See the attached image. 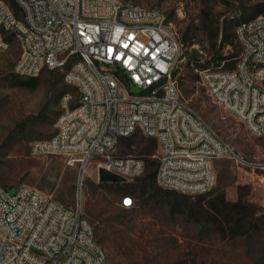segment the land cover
<instances>
[{"label": "built area", "instance_id": "built-area-1", "mask_svg": "<svg viewBox=\"0 0 264 264\" xmlns=\"http://www.w3.org/2000/svg\"><path fill=\"white\" fill-rule=\"evenodd\" d=\"M7 35L20 43L16 74L62 71L76 89L60 96L55 133L34 141L31 153L65 157L77 179L73 207L29 186L10 194L0 185V264H109L83 215L85 174L94 166L97 180L101 168L126 182L141 177V159L113 156L136 131L156 140L163 189L208 193L215 160L264 171V159L242 155L185 105L175 78L182 44L160 11L116 0H0V53ZM235 36L238 57L204 67L200 58L194 70L213 104L264 136V14L237 25ZM133 202L124 195L120 205Z\"/></svg>", "mask_w": 264, "mask_h": 264}, {"label": "rangeland", "instance_id": "rangeland-1", "mask_svg": "<svg viewBox=\"0 0 264 264\" xmlns=\"http://www.w3.org/2000/svg\"><path fill=\"white\" fill-rule=\"evenodd\" d=\"M116 1L165 14L182 44L175 78L185 105L242 155L264 159V136H253L212 103L191 61L194 57L207 62L216 51L238 57L236 25L249 20L254 7L264 5V0ZM222 30L231 36L229 43L220 42ZM187 32L190 40L184 43ZM7 37L8 50L0 53V185L10 194L17 187L29 186L73 207L77 168L69 166L63 156H32L31 149L34 141L55 133L60 96L64 92L76 96V89L64 83L62 71L48 70L29 87L13 86L10 77L21 49L16 37ZM211 64L216 62L211 60ZM131 92L138 90L132 87ZM143 139L146 145L148 139L140 131L121 138L113 156L139 158L136 144ZM214 175V185L206 194L184 199V194L160 190L156 184L140 197L139 179L116 189L98 183L90 166L84 180L83 215L94 225L109 264H264V171L215 160ZM123 190L133 193L132 207L120 205ZM221 200L236 206L230 212L218 205Z\"/></svg>", "mask_w": 264, "mask_h": 264}, {"label": "trees", "instance_id": "trees-1", "mask_svg": "<svg viewBox=\"0 0 264 264\" xmlns=\"http://www.w3.org/2000/svg\"><path fill=\"white\" fill-rule=\"evenodd\" d=\"M263 12H264V5L255 6L252 15L249 18L251 19V18H254L256 16H259ZM241 22H243V21L238 22L237 25H239ZM218 36H219V31H217L216 34L214 35L215 43L218 40ZM230 38H231V36L229 34H227V32L225 30H222L220 42L229 43ZM7 40L9 41L10 37H7ZM189 40L190 39L188 38V32H187L183 35V42L188 43ZM215 43L212 44V47L215 46ZM232 57L233 56H231V57L223 56L220 52L216 51V55L214 57L210 58V60H208L207 62H205V64H203V67L210 65L211 60L215 61L216 64H219L223 59H230ZM191 61H192L193 65H197L199 58L195 59L194 57H192ZM230 65H232V64L230 63ZM49 72L53 73L55 71H49ZM10 78L13 81V86H18V87H29L31 82L35 79V78H26V77L20 76V75L16 74L15 72H14V74H11ZM61 78H63V72L61 74ZM133 135H134V133L130 136H133ZM146 138L148 139L147 140L148 142L146 145H144V141H145L144 139L145 138L136 144L137 154L140 156L138 159H141L145 164L144 174L142 175L141 178H136V179H139V182L141 183L139 186L137 185L141 189L138 192V195L140 197H143L145 195L146 190L155 189L156 184H157L155 178H156V171H157V167H158V161H157V159L155 160V158H153L155 156L154 151L157 148V144H156V140L154 138H150V137H146ZM102 184H104V183H102ZM122 184H110V185L114 186L116 189H120ZM158 189L167 190V189H163L160 186L158 187ZM124 195H129L132 197L133 193L127 192V190H123V194L120 196V200H121V197ZM183 197H184V199H188L187 195H185ZM120 200H119V202H120ZM218 202H219L218 205H220L221 207H224V208L228 207L230 212H231V208L236 206V204H226L225 202H223V200L218 201ZM95 231H96V229H95ZM100 241H102L101 238H100Z\"/></svg>", "mask_w": 264, "mask_h": 264}, {"label": "water", "instance_id": "water-1", "mask_svg": "<svg viewBox=\"0 0 264 264\" xmlns=\"http://www.w3.org/2000/svg\"><path fill=\"white\" fill-rule=\"evenodd\" d=\"M98 181L99 183L104 184H122L126 183V180L101 168L98 172Z\"/></svg>", "mask_w": 264, "mask_h": 264}, {"label": "snow or ice", "instance_id": "snow-or-ice-1", "mask_svg": "<svg viewBox=\"0 0 264 264\" xmlns=\"http://www.w3.org/2000/svg\"><path fill=\"white\" fill-rule=\"evenodd\" d=\"M126 46H127V45H125V47H126ZM125 203H126V204H129V203H130V201L126 200V201H125Z\"/></svg>", "mask_w": 264, "mask_h": 264}]
</instances>
